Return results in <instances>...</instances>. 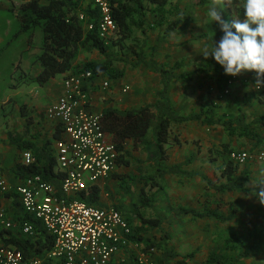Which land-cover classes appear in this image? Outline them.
Wrapping results in <instances>:
<instances>
[{
  "label": "crops",
  "instance_id": "1",
  "mask_svg": "<svg viewBox=\"0 0 264 264\" xmlns=\"http://www.w3.org/2000/svg\"><path fill=\"white\" fill-rule=\"evenodd\" d=\"M209 2L210 0H199L200 6L209 5ZM238 2L239 6H241V0H238ZM230 12L226 3L225 8L221 12L222 18L228 21L227 15L229 14V18H231ZM182 15L178 16L182 19L180 25L185 21H188V25L178 36L190 35L192 32L199 30V35L206 34L207 39L191 40L192 35L191 37L186 36L183 38L185 40L180 47L176 46L173 48V44L169 48V38H166L165 43L161 42V45L157 46L159 52L151 55L157 53L163 55V61L158 63L162 66H172L177 61L184 63V65H190L189 67L200 63H209L212 57L205 58L201 53L205 46L209 48V51L211 50L214 43L213 31L216 33L215 40L218 42L221 39L223 33L220 31L219 24H212L207 18V12L189 13V15L188 13H183ZM228 22H231V19ZM180 25L179 27H181ZM209 36H213V39H208ZM155 44L156 42H153L151 45L154 47ZM164 46L167 48L166 51L170 49L168 54L171 58H166V51L162 53ZM180 69L176 70L175 74L178 75L184 71H194L190 68ZM139 70L146 72V74L141 78L140 74L138 77V87L133 90L135 93L128 94L130 91H125L124 89L129 84L123 83V86H121L122 96H120V87L117 85H119V79L124 78V76L115 80L117 84L113 88H117L110 91L104 89L98 79L95 85L90 87L92 110L102 114L106 106L124 111L154 103L157 100L158 92L163 88L161 74L149 62L143 63ZM208 73L210 80H206L207 77H205V83L204 81L202 83L204 75L198 76L197 83L202 89L199 90V98L195 97L193 101L186 92L187 88H190V85H186L187 81L175 78L171 82L167 90V96L178 114L199 113L203 107L213 105L219 119H232L236 126H238V119L241 113L244 115L246 123H250L258 116L264 117V82L258 84V80L264 81V77L258 78L255 72H244L235 77L231 92L224 94L223 89H225L227 81L232 76L225 75L223 68L220 71ZM68 74L69 72L58 75L40 86L37 99L42 97L40 93L46 94L44 112L59 97L63 90L64 77L62 78L61 76ZM176 85L177 88H175ZM96 87H100V91L96 92ZM101 90H106L104 94H107L102 95ZM145 98L151 99L145 103ZM40 101L43 102V98ZM39 120L40 122L33 123L31 117H27L24 125L31 127V129L28 127L26 133H22L20 127L8 128L6 124H3L0 117V173L6 177L8 184L12 188L23 181V179L16 176L15 168L18 163H24V151H30L33 154L31 150L20 149L15 141L24 140L34 143L37 147L48 144L50 152L55 155V141L60 136L59 126L56 121L48 119L46 113L43 121ZM56 132L59 133V136H55ZM260 133L264 135V129H261ZM225 143H230L231 153L247 151L251 154V157L244 167L239 165L240 168L237 172V175H240L243 171H248V178L244 181L241 180L237 187L232 190L219 192L214 188H207V182L208 180L218 181L219 179L220 182L226 181V178L221 176V170L228 159H231V153L219 156L217 162L214 163L211 161L213 155H210L209 150L215 146L222 149V145ZM127 147L132 149L131 140L128 141ZM238 147H241V149L236 150ZM263 149L264 141L259 144L255 139L247 135L230 134L222 124L207 125L198 121H188L172 126L170 143L167 144L168 158L164 164L167 166L181 165L182 169L189 172L190 175L165 174L158 179L162 185H165V188L159 191L157 189L154 190H157L155 208L153 209L154 215L161 217L163 223L161 228L152 230H157V237L160 236L157 238L158 242L161 241L164 233L169 235L162 248H159L155 255L159 264H173L170 259L172 256L168 255L171 250H173L175 258L180 259L178 264H206V260L213 252L222 253L232 258L227 263L215 264H264V204H261L255 195L256 190L263 186L251 185V181L256 179L260 180L259 184L264 182V159L258 158L259 151ZM134 152L132 151V155ZM138 152L149 155L150 152L154 153L155 149L151 146ZM146 159L149 160V164H155L154 158L146 157ZM232 161L238 164V162ZM120 167L125 168L126 166ZM113 178L114 176L100 186L103 189L102 195L108 194L109 187L112 186L110 181ZM138 178H141V173H139ZM115 180L119 182L117 178ZM141 187L137 190V193ZM8 194L0 197V210H3L6 218L13 222L14 226L12 228H20L23 223L15 220L16 212L13 205V199H18V197L12 191ZM179 207H186L196 212H205L208 208L218 212L227 220L223 221L209 215L177 214L174 210ZM234 209L236 210L234 211ZM0 226L2 225L0 224ZM232 234L236 238L241 239V246L234 249H226V238ZM253 246L257 247L255 251L248 256L240 258L244 251ZM141 248L144 249L143 245L139 248L137 247V249L131 248L128 252H119L110 264H137L136 256ZM249 260H251V263Z\"/></svg>",
  "mask_w": 264,
  "mask_h": 264
},
{
  "label": "trees",
  "instance_id": "2",
  "mask_svg": "<svg viewBox=\"0 0 264 264\" xmlns=\"http://www.w3.org/2000/svg\"><path fill=\"white\" fill-rule=\"evenodd\" d=\"M108 1L111 3V14L116 22L117 30L106 41L100 36L98 30L100 10L92 2L85 6L78 0H46V2L43 0H22L20 8L15 14L20 23V28L14 34V37L30 32L34 28H39L42 31L41 53L36 59L41 67L36 76L39 85L46 84L58 75L82 71H91L94 79L103 76L109 79L112 84V81L125 74L124 69L118 70L116 68L118 63L125 62L126 64L130 57L132 58L130 68L134 69L138 64L146 61L145 46L147 44L148 29L145 19L152 13L156 16L153 25L155 27L162 26L166 21L167 14H169L165 13L166 7L172 0ZM229 3L227 5L233 19H239L243 22V9L239 6L238 0H229ZM81 11L84 12L85 19L80 18ZM88 22H93V29L87 28ZM181 22V17L171 21L166 27L165 35L173 30L183 32L188 25V21L178 27ZM137 30L142 32V37L135 34ZM128 41H131V43L128 44ZM82 51L87 53L98 52L104 57V60H87L78 65L76 59ZM151 64L161 74L163 81V88L158 92L157 100L140 108L124 111L106 106L102 111L101 124L106 132L112 134L116 143L119 152L118 167L131 166L132 151H143L151 146L155 149L153 157L155 164H150L147 172L141 173L144 184L137 193L135 200L127 207L122 203L114 204V206L127 217L132 225L133 222L129 214H134L139 220V225L136 227L133 225L135 230L134 240L136 239L141 243L145 247L144 249L152 246L159 249L162 248L169 235L164 233L161 241L155 242L146 238V234L152 229L161 228L163 219L159 216H147L145 214L146 210L155 208L157 190L165 188V185H162L158 179L165 174L190 175L189 172L182 169L181 165L167 166L164 164L168 158L167 144L170 143L172 126L188 121H198L207 125L222 124L230 134L247 135L260 144L264 141V135L260 133V130L264 129V117L258 116L250 123H246L245 117L241 113L238 126H236L232 119H219L213 105L203 107L199 113L178 114L167 96V90L171 82L175 78L185 81L191 80L194 74L205 71H220L222 67L215 62L214 58H210L209 63H202L195 71H184L177 75L175 70L184 66L182 62H175L171 68L159 65L154 59ZM55 136H59V133L56 132ZM130 140L132 141V149L127 147ZM15 143L20 149L31 150L35 156V161L31 164L26 165L20 162L16 165L15 174L17 177L25 179L40 175L57 187L60 186L55 171L56 156L50 152L48 144L37 147L34 143L24 140L15 141ZM209 151L213 153L211 161L215 163L219 156L230 154L232 149L230 143H225L222 145V149L211 148ZM239 168V164L228 159L221 170V176L226 178V181L220 182V179L218 181L208 180L207 188H214L219 192L234 189L241 180L244 181L248 178V171H243L242 174L237 175ZM112 176L119 180V186L122 190L132 193L131 183L127 181L125 176L117 172L113 173ZM135 178L137 177L134 176L130 179L134 180ZM155 189L157 190L154 191ZM102 191V187L98 185L91 186L88 190L78 193V199L90 204L102 205L100 201ZM13 205L16 212L15 220L19 223L29 222L34 228V233L28 235L20 228L0 226V244L20 250L26 257L41 258L44 260L43 264H54L52 260L47 258L49 251L54 246V235L47 232L40 218L25 211L17 198L13 199ZM174 211L177 214L209 215L223 221L227 220L218 212L208 208L205 212H196L186 207H179ZM240 246L241 239L236 238L234 234L226 238V249H234ZM256 248V246L248 248L241 254L240 258L248 256ZM231 260L232 258L227 255L213 252L206 260V264L227 263Z\"/></svg>",
  "mask_w": 264,
  "mask_h": 264
},
{
  "label": "built area",
  "instance_id": "3",
  "mask_svg": "<svg viewBox=\"0 0 264 264\" xmlns=\"http://www.w3.org/2000/svg\"><path fill=\"white\" fill-rule=\"evenodd\" d=\"M85 6L92 4L100 10L98 21L100 36L106 41L114 35L117 26L112 18V7L108 0H78ZM83 11L80 18H84ZM93 29V22L87 23ZM94 79L91 71L70 73L63 79V90L59 97L45 110L48 119L59 126L60 136L55 141L57 187L42 176L27 177L13 188L0 173V197L13 192L29 214L40 218L55 242L47 258L54 264H110L119 252H128L142 244L133 237L135 230L127 217L113 204H90L78 199V193L91 186H101L113 177L118 169L119 152L112 134L101 124L102 114L91 108L90 87L99 79L104 89L111 86L107 78ZM235 77H231L224 94L231 92ZM130 89L125 87V91ZM251 154L232 152L231 159L245 162ZM258 158L264 159V149ZM23 161H35L30 151H24ZM0 224L6 228L14 226L0 210ZM24 233L32 235L34 228L29 222L20 225ZM143 248H145L143 246ZM155 246L140 249L137 264H158ZM38 257H26L20 250L0 244V264H43Z\"/></svg>",
  "mask_w": 264,
  "mask_h": 264
},
{
  "label": "rangeland",
  "instance_id": "4",
  "mask_svg": "<svg viewBox=\"0 0 264 264\" xmlns=\"http://www.w3.org/2000/svg\"><path fill=\"white\" fill-rule=\"evenodd\" d=\"M43 1L46 2V0ZM21 3L22 0H0V117L2 118L3 124H6L8 128L20 127L21 132L26 133V129H28L29 127L24 125V123H26L27 121V117H31L33 123L40 122L39 119L43 121V118H45L44 107L46 106V102L44 99L46 94L40 93V96L42 97L37 99L41 85H39V83L37 82L36 76L41 67L40 64L36 62V59L41 53L42 31L39 28H34L30 32L14 37V34L20 28V23L15 14L19 10ZM207 9L208 5L200 6L199 0H172V2L167 5L165 10V13H169L167 14L166 21L160 27H155L153 25V23H155L156 16L150 12L151 14L145 19L146 27L148 29L147 44L145 46L147 57L146 62H149V64L152 65L151 62L153 59L157 63H161L163 61V55H160L159 53L154 55L151 54L159 52V48H157V46H159L161 42L165 43L166 38H169V48H171L173 44V48H175L176 46L180 47L185 40L183 38L186 36L191 37L192 35L191 40L199 38H202L201 40L207 39L206 34L199 35V30L197 32H192L190 35L187 34L182 36H178V34H180L181 32L173 30V32L171 31L170 33L165 35V30L168 24L171 21L176 20L179 15L183 16V13H188V15L189 13H206ZM227 17L228 21H230V19L231 21L235 20L233 19L232 14L231 18H229V14L227 15ZM135 34L142 37V32L140 30H137ZM153 42H156L154 47L153 45H151ZM130 43L131 41H128V44ZM166 50L167 48H165L164 46V48L162 49V53H165ZM169 51L170 49L166 51V58H171V56L168 54ZM87 60L103 61L104 57L101 56L98 52L87 53L82 51L77 57L76 63L79 65L83 62H86ZM131 60L132 58L129 57L128 63L125 64V62H120L116 66L118 70H125V74L123 75L124 78L119 79V85H117L120 87V96H122L123 94V92L121 91V86H123V83L129 84L130 92H128V94L135 93V91L133 92V90L138 87V77L140 76V74V78L144 74H146V72L139 70L140 66L146 62H142L138 64V67L131 69ZM201 64L202 63L193 65L192 67H189L190 65H184V67H182L181 69L184 70L190 68L192 69V71H195ZM167 68H171V66H167ZM205 72H200L196 75L194 74L191 80H186V85H190V88H187L186 92L191 97L192 101L195 100V97L199 98V90L202 89L197 83L198 76L204 75L202 77V83L203 81L205 83V77H207L206 80H210L209 73L207 71ZM61 77L63 78L65 76ZM116 84L117 83L113 81L111 86L107 90H114L115 88H117H113V86H115ZM179 86L181 85L179 84ZM175 88H177V85L175 86ZM95 91H100V87H96ZM101 92V94L103 95L106 90H101ZM41 98H43V102L40 101ZM151 98H145V103H147V101ZM29 129H31V127H29ZM212 148L219 149L216 146ZM239 149H241V147L236 148V150ZM209 153L212 156L213 153H211L210 151ZM153 156V152H150L149 155H147L135 150L134 154L131 157V166L125 168L118 167L117 169V173L125 176L127 178V181L131 183L132 193H128L122 190L119 186V182L115 180L116 178L114 177L110 181L112 182V186L109 187L108 194L102 195L100 200L101 203L113 205L122 203L123 205H125V207H127V205L134 201L137 195V190L144 184V180L138 178L139 173L147 172L150 164L149 160L146 159V157H150V159H153L151 158ZM246 162H248V160L245 162H239L238 164L241 167H244L246 165ZM134 176L137 178L131 180L130 178ZM259 181V179H256L255 181L253 180L251 181V185H259ZM145 214L147 216H155V213L152 209L146 210ZM129 216L131 217V221L133 222L135 227L140 224L139 220L134 214H129ZM156 232L157 230H151L146 234V238L158 242L157 238H159L160 236L157 237ZM170 252L168 255L174 258H170L173 261V264H178V261L180 259L175 258L173 250H171ZM250 261L251 260H249V262Z\"/></svg>",
  "mask_w": 264,
  "mask_h": 264
},
{
  "label": "clouds",
  "instance_id": "5",
  "mask_svg": "<svg viewBox=\"0 0 264 264\" xmlns=\"http://www.w3.org/2000/svg\"><path fill=\"white\" fill-rule=\"evenodd\" d=\"M226 3L230 4L229 0L209 2L207 18L212 24H219L223 35L217 42L213 31L211 50L205 46L201 54L205 58H214L225 75L237 77L244 72H255L258 78L264 77V0H241L243 22L239 19L228 22L222 18ZM261 82L264 81L258 80V84ZM256 186H264V182ZM255 195L264 204V187L256 190Z\"/></svg>",
  "mask_w": 264,
  "mask_h": 264
}]
</instances>
